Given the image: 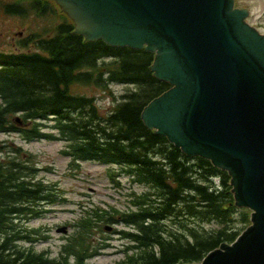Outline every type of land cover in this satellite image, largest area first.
<instances>
[{
  "label": "trees",
  "instance_id": "1",
  "mask_svg": "<svg viewBox=\"0 0 264 264\" xmlns=\"http://www.w3.org/2000/svg\"><path fill=\"white\" fill-rule=\"evenodd\" d=\"M5 11L43 16L51 13V6L38 0L26 8L16 2L5 5ZM73 30L64 15L53 34L33 33L24 42L34 43L38 52H0V132L18 133L27 141L66 140V154L74 160L119 164L133 181L152 190L138 195L131 211H86L70 243L52 259L32 246L40 231L24 228L16 219L41 215L45 211L37 206L57 202L60 191L34 177L32 154L10 144L6 146L10 155L0 161V264H86L108 246L94 240L106 223L131 228L119 231L132 243L119 264L198 263L221 243L234 241L242 230L235 216L248 224L249 211L234 205L228 173L209 160L186 156L142 120L143 108L170 87L154 77L153 54L86 41ZM74 83L135 87L102 116L93 98L70 93ZM16 114L21 124L16 123ZM213 178H219L220 185H214ZM172 217L215 221L223 227L203 231L182 223L179 230H172L166 224Z\"/></svg>",
  "mask_w": 264,
  "mask_h": 264
},
{
  "label": "water",
  "instance_id": "2",
  "mask_svg": "<svg viewBox=\"0 0 264 264\" xmlns=\"http://www.w3.org/2000/svg\"><path fill=\"white\" fill-rule=\"evenodd\" d=\"M86 40L146 48L171 88L143 110L145 124L186 155L233 177L252 224L200 264H264V35L234 0H55Z\"/></svg>",
  "mask_w": 264,
  "mask_h": 264
},
{
  "label": "rangeland",
  "instance_id": "3",
  "mask_svg": "<svg viewBox=\"0 0 264 264\" xmlns=\"http://www.w3.org/2000/svg\"><path fill=\"white\" fill-rule=\"evenodd\" d=\"M9 0H0L1 2ZM236 5L240 8L249 10L248 22L257 27L264 34V0H236ZM62 21L59 14L52 16L37 17L30 15L25 19L18 16L7 15L0 8V51L4 52H25L33 51L34 47H19L18 40H22L29 32L40 31L43 35L53 31L54 27ZM132 85L112 84L110 88L117 98H110L109 93H104L102 89L93 86H73V91L77 94L95 97L96 103L101 112L106 114L114 106V102L121 101L128 89ZM1 105V99H0ZM12 141L34 155L33 164L39 169L36 178L43 179L56 184L63 192L64 200L54 205L48 206V211L38 217L25 218L21 216L16 221L28 229H40L46 234V238L35 242L34 247L38 251H47V253L56 257L64 243L66 236L74 234L75 230L68 222L74 221L82 212L84 206L94 205H115L122 209L127 205L126 194L131 189L137 192H143L148 189L146 185L134 184L127 176H119L120 185L110 181L109 171L111 165L100 164L96 161H80L78 167L70 166L68 157L61 154L65 147L62 141H50L46 139L25 141L18 134L0 133V142L7 143ZM0 158H5V153L0 150ZM114 168L118 169V166ZM239 228L246 224L239 223ZM176 220L169 219L167 224L170 228L175 227ZM178 223H188L198 226L196 221L182 219ZM232 224V223H231ZM66 226L67 233H58L60 227ZM115 229H123L121 224L113 226ZM208 231L218 230L222 226L211 222L204 226ZM104 235L97 233L100 241L105 239L109 246L102 254L92 257L88 264H119L123 257L122 250L127 241L113 232H105Z\"/></svg>",
  "mask_w": 264,
  "mask_h": 264
}]
</instances>
